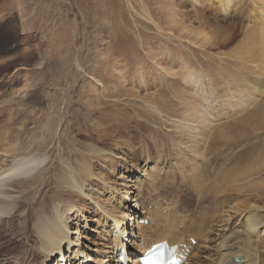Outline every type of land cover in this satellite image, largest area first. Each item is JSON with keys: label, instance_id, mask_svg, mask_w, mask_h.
I'll list each match as a JSON object with an SVG mask.
<instances>
[{"label": "rangeland", "instance_id": "374dc122", "mask_svg": "<svg viewBox=\"0 0 264 264\" xmlns=\"http://www.w3.org/2000/svg\"><path fill=\"white\" fill-rule=\"evenodd\" d=\"M231 3L233 13L227 16L217 0H0L1 162L32 154L42 155L46 149V155L52 164L44 172L46 175L43 180H47L59 165L68 166L76 158V154L77 157L83 154V144L88 141L93 129L100 128L96 124L107 125V135L111 140L108 142L107 135L97 132V135L105 139L97 147L101 153L108 155L93 160L95 176L91 178L94 181L86 183V191L90 196H85V202L72 201L76 205L69 214L71 243L63 245L64 257L60 253L55 254L46 264H62L61 260H64V264L113 263L114 246L112 247L110 237L115 229L113 220L105 218L101 209L97 210V204L107 211L116 206L114 210L118 211L119 197L126 191L121 184L127 183L126 189H131L129 185H133L132 181L136 178L133 176L141 175H135V171L130 170L137 163L143 166L142 158L148 156L158 161L162 171L155 186L142 187L141 198L144 203H153L158 197L166 196L181 206V210H178L172 204L171 219L163 217L160 212L153 215L148 210V216L153 219V223L148 225L156 226L162 220L165 224L172 222L182 228L185 226V230L189 232L196 231L197 234L193 237L197 240L199 236L198 244L194 247L198 254L196 261L199 258L208 259V251L211 249L214 250L212 253L215 252L213 247L218 241L217 218L219 220L225 214L226 207L207 189V177H201L209 173L203 167L205 162L201 160L200 149L209 135L207 136L202 125L191 126L185 121L189 110L186 99L194 93L195 88L192 84H187L184 77L188 73L186 63L197 72H204L203 82L209 83L208 79L213 81L217 94L221 92L222 84H228L233 79L231 70L235 66L238 68L236 73L247 72L243 82H252L261 88L262 80L257 81L260 78L259 67L264 64L260 60V51L255 46L254 50H249L243 41L254 25L250 18L260 22L252 10L255 2L233 0ZM239 7L245 10L246 15L237 13ZM124 16L126 22L123 20ZM229 25H236L233 28L237 35L234 33L224 37ZM195 30L203 32L202 35L195 36ZM247 51L255 53L253 62L247 61L245 56L250 55ZM240 56L242 59L238 58ZM218 59L222 63H217ZM235 59L240 63L227 64ZM201 61L204 65H201ZM253 67L255 69L252 71L250 68ZM97 80L99 85L95 86ZM237 82L241 83V80ZM208 89L210 90L209 86ZM210 95V102L220 106L217 110L222 116L225 111L233 113L234 109L225 106L224 97L217 99L215 95ZM91 101L95 102L91 104ZM74 106L77 108H73ZM33 113L34 118H39L36 120L39 128H35L36 132H31L29 128ZM49 114L51 115L48 116ZM42 115H46L48 119ZM52 115L54 118H51ZM110 123L121 125L125 134L120 132V135H116L117 131L110 128ZM194 123L197 124L195 121ZM222 123L224 124V120ZM43 127L50 133L46 135L44 148L37 152L30 142L41 137L39 131ZM220 127L219 135L223 136L222 140L233 137L234 131ZM24 129H28V133L21 137L22 141H17ZM69 141L73 143L70 144ZM126 178L132 180L126 181ZM192 179L195 180L193 184ZM22 181H28V177H24ZM189 183L191 186H188ZM223 184L221 181L211 186H217L220 190H216L215 195H223ZM5 187H1L0 191L10 188L7 190L9 192L0 194V198L7 201L16 199L17 202L9 213H0V247L3 249L0 259L17 263L16 257L29 248L25 244V236L33 227L30 212L36 213L38 205L36 199H32V193L21 192L18 187ZM56 190L54 183L46 198L56 197ZM36 194L35 197H38L40 192ZM157 205L159 207L160 204ZM60 206L64 209V202ZM185 222L191 224L185 225ZM155 232L153 235L149 234L152 237L159 234ZM194 233L188 234L187 238ZM79 251H84V255L79 253L75 257ZM39 257L41 255L33 258ZM261 262L264 264V253L261 254Z\"/></svg>", "mask_w": 264, "mask_h": 264}, {"label": "bare ground", "instance_id": "6f19581e", "mask_svg": "<svg viewBox=\"0 0 264 264\" xmlns=\"http://www.w3.org/2000/svg\"><path fill=\"white\" fill-rule=\"evenodd\" d=\"M209 1H212V0H209ZM217 2L219 3L220 7L224 10L225 15L229 16L233 13V11L231 10V4H232L231 2H233V0H217ZM254 2H255L253 4L254 8L252 10L254 11L256 18H258L260 22H257V20L250 18V22L254 25L250 27V33L249 34L247 33L248 35L247 37H245L243 41L246 44L245 46L249 47V50H254L253 46H255L256 47L255 49L260 51L258 53H259V56H261V59H260L261 62H264V0H254ZM98 8H100V5ZM239 9L237 10L238 11L237 13L246 15L244 13L245 10L241 9L240 7ZM112 10L113 8L111 9V11ZM111 14L112 13H110V15ZM116 16L117 14L115 15V17ZM247 16L249 17V14ZM123 20L126 22V16L123 17ZM117 23L119 24V22ZM131 25H132V22H131ZM235 26L236 25H229L230 28L225 32L224 37L232 35L234 33L236 34L235 28H233ZM137 31L135 33H137ZM195 31H196V34L194 31L193 32L195 36L197 37L202 35L203 33V32L199 33L197 30ZM139 33H142V32H139ZM145 35H147V33ZM195 36L194 38L196 39L197 37ZM206 36L207 34H205V37ZM112 46L114 45L112 44ZM111 48L112 47H110V49ZM113 48L111 50H113ZM248 52L250 55L247 54V56L245 57L247 61L253 62L255 59V56H254L255 53H253L252 51H247V53ZM209 55L210 54H208V56ZM211 57L212 56H210V58ZM238 58L242 59V56ZM216 61L217 63H222V61H220L219 59ZM231 61L232 62L229 61V63L227 62V64L240 63L238 59L231 60ZM201 65H204L203 62ZM185 66L187 68L188 73L185 75L184 80L185 82H187V84H192L193 87L195 88L194 93L192 95H189V97L186 99V104L188 105L189 110L186 112L185 121L189 122L191 126L202 125L203 129L207 131V136L209 135L208 138L204 140V142L202 143L200 147V149L202 150L201 160L205 162L203 167L207 169L209 173H207L206 175H201V177H205V176L207 177L206 178L207 189L211 192L213 197H216L217 199L220 200V204L222 206L226 207L224 211L225 214H222L219 220L217 218V221H218V230H217L218 238L217 239L218 241L213 247V249H215V252L212 253L214 250L211 249L210 251H208V254L210 255L208 259L199 258L196 261V259L198 258V254H197V249H194L192 252L193 255L190 256V260L187 262V264H198V263L199 264H238L237 262L239 261L240 258H242L241 264H262L261 254L264 253V64H262L259 67L258 74L260 75V78H257V81L262 80L263 82L261 85V88L256 87L255 85L252 84V82H248V81L243 82V80H245V74L247 72L239 71L236 73L235 70H238V68L234 66V68L231 70V73L234 74L233 79L228 84L224 83L221 85L222 90L221 92H218L219 94L218 93L216 94L217 90H216V86L213 81L208 79L209 83L205 84L203 82L204 72L199 73L197 72L196 69H192L191 66L186 65V63H185ZM105 67L107 68V65ZM250 69L253 71L255 68L253 67ZM239 79L241 80V83L237 82V80ZM109 81H107V83ZM96 85H99L98 80L95 83V86ZM208 86L210 87V90L208 89ZM103 91L105 92V90ZM210 94L215 95L217 99L219 98L222 99L224 97L223 99L226 100L225 106L227 105L228 108L234 109L233 113H229L225 111L224 115L222 116L221 113L217 110V109H220V106L218 104H212L210 102V98H211ZM104 96L106 97V95ZM114 96L116 97V95ZM94 98L96 97L94 96ZM98 100L94 102L97 103ZM92 102L93 101H91V104L94 103ZM73 108H75V106ZM101 111H102V108H101ZM33 112L35 113V111ZM34 113L32 114L33 116L30 114L31 117L29 121H30V124L32 123V125H30L31 127L28 126L31 129V132H36V129H39L37 128L38 121L36 122V120L39 118L38 117L34 118ZM47 113L48 112H46V114ZM50 115L51 114H49L48 116ZM72 117L73 119L75 118L74 116ZM51 118H54L53 115ZM83 119L86 120L85 117ZM76 120L78 119L76 118ZM222 120H224V124L222 123ZM91 121H92V118H91ZM194 121L197 122V124H195ZM52 122H54V119ZM56 123H55V126H57ZM77 123H78V126H80L79 122ZM51 125L52 124H50V126ZM190 125L189 127L191 128ZM96 126H100V128L99 127L95 128L93 129L91 134L89 133L90 136H89L88 141L83 144L84 146L83 154L81 153V155L78 157H77L78 154H76V158L73 159V161H71L72 163H70L68 166L59 165L57 171L54 174L52 173V175H49V178H47V180H43V176L46 175L44 174V172H45V169H47L49 165L51 166L52 164L48 160L49 157L46 155V152H47L46 149H44L45 154L42 153V155L38 153V154L29 155L26 157H20V159H14V160L4 159L2 160V162L0 160L1 162L0 163V189L1 187L5 185L6 187H9V186H12L14 188L18 187L21 192L28 191V193H32V197H33L32 199L35 198L37 201L35 202L38 205L36 207V210H37L36 213H33L34 211L30 212L32 216L31 219L33 222L32 223L33 227L31 231L28 230L25 236V244L27 243L29 248L25 250L24 254L20 253L21 255L18 258L16 257L18 261V262L16 261L17 263H15L14 261L12 262L10 260H4L1 257L2 259H0V264H46L47 260L55 254L60 253V256L64 257V255L62 254L63 245L66 242L71 243L70 234H69L71 230L70 229L71 227L69 226V220H70L69 214L73 210V208H75V205H76L75 203H72V201L76 200L80 202L81 201L85 202V199H84L85 196H90L89 193L86 191V186L88 185L86 183H92L94 181L91 178L95 176V172L93 170V166H94L93 160H97L101 158L102 155L104 156L108 155V154L101 153L99 147H97V144H103L105 141L104 138L97 135V132L102 135H107L108 133V131L106 130L107 125L102 123L98 125L96 124ZM220 126L226 129L230 128V130L234 131L233 137L231 136L227 140L226 139L222 140L221 138L223 136L221 137V135H219V132L221 133ZM120 127L121 125H119L118 123L117 124L110 123V128L114 130L115 132L117 131L116 135H120V132L121 133L123 132V129H121ZM27 130L24 129L21 131V133L19 132L20 137L17 138V141L18 139H20V141L23 140V139L21 140V137L25 133H28ZM48 130H50V128ZM16 132L17 130L15 131V133ZM39 132L41 133L40 135L41 137H38L34 141L30 142L31 147L34 144L35 146L34 150H37V152L38 150L40 152L42 147L44 148V144L46 143V140H47L46 135L47 133H50L49 131L47 132L44 127L43 129L41 128ZM82 132L84 131L82 130ZM62 134H64V132ZM123 134L125 133L123 132L122 135ZM211 134H212V137H211ZM10 138H11V135H10ZM107 140L108 142L111 141L109 134L107 135ZM252 140H255V141H252ZM0 141H2V139H0ZM17 141H16V144H17ZM71 143L73 142H70V144ZM69 154L70 153H68V155ZM152 158L153 157L151 156L142 158L144 160L143 166H140L137 163L130 170V171H135L134 172L135 175L137 174L141 175L138 177L133 176L134 178L136 177L135 180L132 181L134 183L133 185H129L131 189L134 188L135 190H131L130 188L126 189V186H127L126 182H125L126 185L121 184V185H124V188L126 191L123 194H121L119 197L118 205H120V207L118 206V211L114 210L116 209L115 208L116 206L113 208L111 207L114 211L113 210L107 211L106 209H102L97 204V210L101 209V214L103 213L105 218L107 219L111 218L113 220L114 228L118 230L117 234L115 235L114 242H118L126 236L129 238V232H128L129 228L126 227V224H128V222H131L130 228L135 227L138 237L143 242L155 243V242L162 241L164 239H168L173 243H178V242H184L187 240L188 234L187 235L185 234V230H183V228L179 225L178 226L174 225V223L172 222L165 224L164 221L159 220L158 225L156 226H152V225L146 226V225L139 224V220L141 219L147 218L149 220V224L150 222L153 221V219H151V216L150 215L148 216V209L145 205L146 203H144V200L141 198V195L143 193L142 187L143 186L149 187L150 185L155 186V183L162 171V167H160L158 161H155L156 159L153 160ZM70 159L71 158H69V160ZM51 161L53 162V160ZM150 164L152 165L151 167H150ZM44 165L46 166L44 167ZM24 177H28V181H22ZM30 178H32L31 181H30ZM131 180L132 179L130 178H126V181H131ZM191 181H192V184L195 183L194 179H192ZM221 181L222 183L224 182V184L221 186L223 188V192H222L223 195L222 194L215 195L214 192L216 190L218 191L220 190L217 186H213L214 188H211V186L216 185ZM54 183L56 184V187H57L56 197L52 199L46 198V195L51 191V187ZM188 186H191V183H189ZM9 189L7 188V190ZM7 190L0 191V194L3 195L5 193H8L9 191ZM146 191H148V189ZM37 192H40V194L38 197H35V195H37L36 194ZM29 199H31V197ZM16 202H17L16 199H13L12 201H7V200H3L0 198V213L1 214H4L6 212L9 213L13 205ZM61 202H64V209L63 207L60 206ZM22 217L24 218V216ZM185 224L187 223L185 222ZM25 228H26V225L24 223L23 229L25 230ZM157 229L159 230L158 231L159 234L152 237L151 235H153V233ZM196 234L197 233L195 232L194 235H192L191 237H195ZM127 240L129 241V239ZM131 245L139 247V245H137L136 242L131 241L130 246ZM1 249L2 248L0 247V255H1ZM113 251H114V254H113L114 257H113V261L112 259L111 261L116 262L117 255H115V247H113ZM79 253H83L84 255V251H79L78 253L76 252L75 257H78ZM37 255H41V257L33 258ZM61 261H62V264H64V260H61ZM133 263L138 264L136 260Z\"/></svg>", "mask_w": 264, "mask_h": 264}]
</instances>
